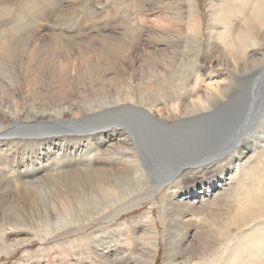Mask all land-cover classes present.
<instances>
[{"label": "bare ground", "instance_id": "1", "mask_svg": "<svg viewBox=\"0 0 264 264\" xmlns=\"http://www.w3.org/2000/svg\"><path fill=\"white\" fill-rule=\"evenodd\" d=\"M66 1L0 0L4 225L14 215L21 225L14 227L24 226L16 213L37 207L40 190L55 195L46 210L54 223L44 235L9 243L0 225V262L38 239L67 257L70 251L81 259L92 248L107 263L134 247L132 264H156L158 208L166 228L163 264H264V0H208L207 9L188 0V22L184 0H121L127 7L136 1V15L165 10L153 28L133 13L124 16L148 33L141 49L101 34L97 45L62 51L45 39L50 26L43 22L53 18L45 16L49 5L76 6ZM185 24L183 46L174 27ZM207 73L219 77L203 89ZM213 204L227 208L218 215L219 243L193 227V217L206 208L210 214ZM142 210L129 228L118 224ZM112 236L120 247L113 253Z\"/></svg>", "mask_w": 264, "mask_h": 264}, {"label": "rangeland", "instance_id": "2", "mask_svg": "<svg viewBox=\"0 0 264 264\" xmlns=\"http://www.w3.org/2000/svg\"><path fill=\"white\" fill-rule=\"evenodd\" d=\"M64 1L65 0H63V2ZM69 1L71 3L74 2V4H72V5L75 6V4H76V6H75L76 8H78L77 4L79 5L78 9H76L73 6L72 7L75 8V9H73V8H70L68 10L66 9L68 12H69V10L70 11L73 10L74 12H76V13H74L72 11L71 15H73V14L76 15L77 14L76 16L73 15L74 16L73 19L70 17L71 15L70 16H66L67 18L70 17V20H68L69 18L67 19L66 17H64L68 12L64 10L65 13H66L65 14L64 11L61 8H59V4L57 3L55 9L53 8L52 5H49L48 9L46 11L48 13L45 14V16L49 15V17L47 16V18H51L50 15H52V17H53L52 20H46V21L43 22V25H44V23L47 22L48 23L47 24L48 27L50 26L49 27L50 34H48L47 38H45V39L46 40H51L54 44L56 43V45L61 46V50L62 51H65L66 48L70 47V46H71L70 48L73 47V49L76 50L81 45H84L86 43H91V44H95L96 43V45H97L99 43L100 36H102L101 34H103V35H108L109 34V35H113L114 37L118 36L117 38H120L125 44H127L128 46H131L133 48V50L141 49L142 42H144V39H145L144 37H146L148 35V33L147 32L146 33L143 32L144 33L143 34L142 30L137 25H133V23H135V24L137 23V20H135V22H133V21H129L128 22V21L124 20V16L126 15L127 12L128 13H133L135 15V18L138 17L139 20L140 19L143 20V22L145 24H147L148 27L153 28L155 25H158L156 17L159 16V14H161L162 12L165 13V10H159V9L155 10V7H152V8L150 7L146 11L147 13L146 12H142V10H140L139 13L136 15L135 12L139 9V5L135 4L136 1H132V3H128V7L126 6V4H124L125 6H123V4H121L123 1H121V0H87V2H89V1L90 2L89 3L86 2L84 5L83 4H79V3H75V1H72V0H68L66 2H69ZM170 1H173L174 3L176 1L177 2H181V0H170ZM187 1L188 0H184L185 9H186V6H187L186 13H187V16H188L187 19H186V22L190 21V17H189V13H188L190 4H188ZM199 1L201 3V6L203 8L205 7L204 9H207L208 0H199ZM146 2L149 3V0H146ZM80 5H82V6H80ZM52 9L55 12V13H53L54 15L52 14V12H53ZM81 9H82V11H81ZM50 12H51V14H49ZM61 13L64 14V16ZM69 13H71V12H69ZM143 14H145V15L143 16ZM55 16L56 17L58 16V20H57V18ZM62 18L63 19H67V20L64 22V20H62ZM60 20H62V23L70 22V24L68 25V23H67L68 26H66L65 24H64V26H63V24L59 25L60 24L59 23ZM49 21H52V22H49ZM55 21H57V23H55ZM59 26L60 27L62 26V27L59 28ZM26 28H27V30H26L27 32H31V31L34 30V24L33 23L28 24V26ZM174 28L178 29V30L181 28L180 30L184 34V39H182L180 44L184 46L186 40L189 37V33L187 31L188 27L185 24V25H182V26H175ZM99 31H100V33H99ZM114 32H115V34H114ZM186 34H188V35H186ZM58 35H60V36H58ZM96 35H98L99 37H97ZM61 36H62V38H60ZM133 36H135V37H133ZM92 37H93L94 40L93 39L91 40ZM141 37H142V39H141ZM122 38H125V39L128 38V40L126 39L124 41V39H122ZM137 38H139V39H137ZM55 39H57V40H55ZM64 39H66V40H64ZM96 39H98V40L96 41ZM129 39H131V40H129ZM70 40H72V41H70ZM136 40H138V42L133 43ZM92 41H94L95 43H92ZM126 41H129V43H127ZM66 42H68V43L66 44ZM76 44H78V45H76ZM140 44H141V46H140ZM62 46L65 49H63ZM209 73L206 74L207 76L204 79L205 82L202 84L203 85L202 86L203 89H205V87L207 88L208 85L211 82L214 83L215 81H217V79L219 77V74H217V73L216 74L215 73L209 74ZM162 107H163V109H162ZM159 108L162 111H166V107L165 106H160ZM154 111H156L155 113H157L159 115L162 112V111H159V109L154 110ZM187 182H188L187 186H188V188L190 190V188L192 187V184H193V180L189 179V180H187ZM53 192L55 194H59L58 191L53 190ZM176 192H177V189L176 190L173 189V191H171V195L175 194ZM39 195H40V198H41V203L37 207H33L31 209H25V210H23L24 212L16 213L17 215L18 214L21 215V217H22L21 219L22 220H27V222L24 224V226H26V227H24V226L18 227V226H21V225L19 224V221L14 217V215H12L7 220V223L10 224L11 226L10 225H4V223L2 221L1 212H0V218H1L0 219V221H1L0 225L3 228V230L6 232V235H5V240L6 241H9V243H12V241L15 240V239H29V238H33V237H35L37 235H44L45 233H43V232L46 231V229H47L46 228L47 222H51V224L54 223V219H52V218H51V221L50 220L47 221L49 216L46 215V213H48V211H46V210H47L48 205L50 204L51 200H54L55 195H52L49 190H40ZM47 202H49V204ZM20 204H22V203H20ZM210 206H211V207H209L210 214L207 211L208 208H206L205 209L206 211L205 210H200L197 213L200 217L198 215H197V217L196 216L193 217L195 219L197 218L196 221L198 220L197 222H195V225H193V227H194V229H197L199 231L203 230L205 232H208L210 237H212V240L214 241V243L217 240H218L217 243H219V242L222 241V239L219 240V238H221V234L222 233L220 232L218 227H219V224H222V223H221V220H220L218 215L220 214V212H227V210H226L227 208L224 207L222 209V208H219V206H216L214 204L210 205ZM44 207H46V208H44ZM220 209H222V210H220ZM145 210L136 211L135 213L126 215L125 220L124 221H118L119 222L118 224L121 225L123 223L124 224L126 223V226H128V223H129L130 219L138 218L141 214L146 212ZM211 212H214L213 213L214 214L213 217H212ZM206 213H207V215H206ZM16 214H15V216H16ZM208 214L210 215V217L208 216ZM154 215H155L156 221L158 223L159 236H160L159 239H160V243H161V250H160L161 254L157 257V263L156 264H163V259H164L163 257H165L164 244H165V239H166V236H165V233H166L165 229L166 228L164 227V225L162 223V219L160 217L158 208H156V210H154ZM215 216H216V219L219 218V222H216V224L213 223V222L216 221ZM211 217H212V219H211ZM31 219H32V221H31ZM195 219L193 221H195ZM33 222H35V223H33ZM30 224L32 225V227H31ZM34 224H35V227H34ZM39 224H41V225H39ZM14 225H18V226L14 227ZM44 225H45V227H44ZM215 225H217V226H215ZM39 226H41V227H39ZM9 227H11V228H9ZM213 227H214V229H213ZM37 228H38V230H37ZM40 228H42V229H40ZM128 228H129V226H128ZM17 229L18 230L19 229L20 230L23 229V231L25 233L23 232V234H20L17 237L14 236V235H10V233L15 232ZM32 229L36 230V231H32ZM26 231H27V233H26ZM35 232L36 233L38 232V233L35 234ZM40 232H41V234H40ZM129 233H131V232L129 231ZM111 238H113V239H111L110 242H113V244H114V242L116 243V241H118V239L116 237L112 236ZM5 243H7V242H5ZM87 244H88V242H84L79 247V249L82 248L84 245H87ZM113 244H111L110 248L108 249L112 253H113V251L115 249L120 248V247H117L115 244L114 245ZM53 246H54V244L45 245L40 240L36 239V240L32 241L31 245H29L27 247H24L22 249H19L16 252H12L9 255L2 256L0 264H37L40 260L41 261L43 260L44 264H114V263L115 264H120L121 262H122L121 264H132L134 262V260H136V259L138 260V258L134 259L133 257H130L131 254L137 253L136 248H134V247L133 248H128V247L124 248L125 251L128 252L127 253L129 255L128 257H122L121 256L122 254H121V252L119 250V252L117 253L119 255V258L116 259L117 261L114 260L113 263L112 262L111 263H107L104 259L102 260V259L97 258L94 255V251L92 250V248L90 249V253H89L88 256L87 255L83 256V257L81 256V259H80L76 254L71 253L70 251H69V257H67V255L59 253V250H57L56 247L54 248ZM76 249H77V247H76ZM206 251H207V249H206ZM82 252H84V251H82ZM106 252H108V251H106ZM206 253H205V256H206ZM209 253H210V251H209ZM209 258L210 257H203L202 259H203V261H205V260H209Z\"/></svg>", "mask_w": 264, "mask_h": 264}]
</instances>
